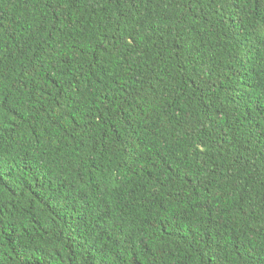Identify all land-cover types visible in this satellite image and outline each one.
<instances>
[{"label":"trees","instance_id":"16d2710c","mask_svg":"<svg viewBox=\"0 0 264 264\" xmlns=\"http://www.w3.org/2000/svg\"><path fill=\"white\" fill-rule=\"evenodd\" d=\"M0 264H264V0H0Z\"/></svg>","mask_w":264,"mask_h":264}]
</instances>
